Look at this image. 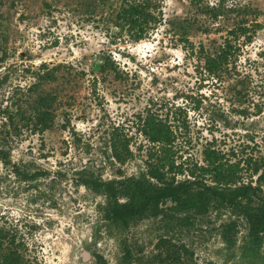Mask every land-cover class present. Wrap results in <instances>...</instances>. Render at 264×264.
<instances>
[{"label": "rangeland", "instance_id": "374dc122", "mask_svg": "<svg viewBox=\"0 0 264 264\" xmlns=\"http://www.w3.org/2000/svg\"><path fill=\"white\" fill-rule=\"evenodd\" d=\"M153 1L162 22L135 42L115 25L125 0H0V145L11 161H0V228L17 233L31 264H158L169 248L181 262L163 264H264V241L255 251L247 220L229 208L182 227L164 208L122 232L103 220L105 198L78 185L86 167L119 180L156 163L165 142L148 121L172 137L186 170L177 180L194 172L211 184L200 169L216 150L239 165L240 184L257 185L247 161L264 158V28L236 39L234 15L198 12L220 0ZM222 1L258 8L264 24V0ZM226 42L229 63L211 71L207 56ZM40 96L52 100L43 132L27 120ZM113 134L129 142L125 163L112 157ZM25 172L40 176L23 181Z\"/></svg>", "mask_w": 264, "mask_h": 264}, {"label": "trees", "instance_id": "16d2710c", "mask_svg": "<svg viewBox=\"0 0 264 264\" xmlns=\"http://www.w3.org/2000/svg\"><path fill=\"white\" fill-rule=\"evenodd\" d=\"M125 1L126 4L116 16V27L126 31L135 42L146 39L153 26L162 22L160 6L153 0ZM193 1L197 0H191ZM198 12L213 21L234 15L235 24L231 34L236 39L246 37L248 41H252L254 35L264 28V24L258 22L263 12L251 6L234 8L220 0L212 6H200ZM202 31L208 32L209 28ZM232 49L231 43L226 42L215 56L208 55L209 69L218 71L228 64ZM51 102L47 96H40L35 102L32 116L27 119L35 131L43 132L49 128L52 117ZM24 115L23 113V118ZM9 118L12 120V116ZM147 124L154 141L165 142L156 163L148 164L146 170L134 176L122 177L119 180H105L103 175L92 167H86L77 173L78 185L105 198V204L101 208L103 220L110 227L123 232L129 230L136 219L149 213L164 212V208H168L178 215L174 218V226L182 227L188 225L195 215H202L213 208H229L245 217L249 224L251 245L255 251L259 250L264 241V158L247 161L248 168L252 170V177H257V185H253V182L240 184L239 165L229 163L225 156L216 150L205 152L207 165L200 169L204 178H212L211 184L196 178L194 172L190 173L193 178L179 181L177 176L184 174L186 170L184 164H177L171 150L166 146L172 142V137L162 124L149 121ZM114 135L111 142L112 157L119 163H125L131 155L129 142L116 139ZM0 161L7 166L11 164L1 145ZM39 176L38 173L21 174L23 181H34ZM233 228L234 222L226 227L224 235L227 239V234ZM230 242L232 244L231 240ZM176 250L169 248L164 259L161 260L158 256L154 261L163 264L174 259L179 263L181 258L177 256L178 249ZM126 251L128 260L132 254L130 249L126 248ZM26 253V244L18 242L17 233L0 228V264H31L26 258ZM136 264L142 263L139 260Z\"/></svg>", "mask_w": 264, "mask_h": 264}]
</instances>
